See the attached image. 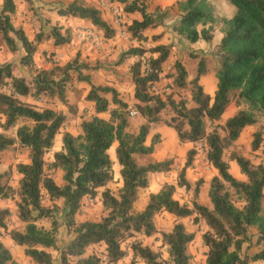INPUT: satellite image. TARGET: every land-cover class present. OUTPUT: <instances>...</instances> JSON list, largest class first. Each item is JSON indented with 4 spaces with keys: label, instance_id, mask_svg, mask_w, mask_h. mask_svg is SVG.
Wrapping results in <instances>:
<instances>
[{
    "label": "trees",
    "instance_id": "1",
    "mask_svg": "<svg viewBox=\"0 0 264 264\" xmlns=\"http://www.w3.org/2000/svg\"><path fill=\"white\" fill-rule=\"evenodd\" d=\"M27 8L35 12L33 0H22ZM121 4L122 10L135 17L126 25V32L137 41L145 40L144 30L163 24L169 7L147 10L144 0H113ZM234 8L230 17L215 16L208 0H177L176 19L170 29L188 43L198 40L209 42L212 25L220 23V38L213 54L217 60L216 82L211 94L203 91L199 82L205 72V60L196 58L194 75L186 79L183 65L175 60L172 70L165 73L171 85L178 89L188 86L186 97L174 92H158L154 89L161 77L162 65L168 57L169 47L156 43L144 48L130 46L118 54L116 63L130 57L128 65L133 85L134 108L144 119L136 132L126 131L129 106L111 85L93 84L82 70L93 69L86 62L79 61L77 54L62 65L52 63L48 67H34L33 55L42 41H50L53 47L70 42L69 29H62L48 18L35 15L39 21L32 39L23 29L14 26L11 16L15 11L13 0H1L0 37L9 51L19 47L21 54L18 64L29 71L27 77L15 76L10 62H0V151L15 142L26 149V161L18 162L15 171L19 174L16 185L8 183V173L0 172V200H15V215L23 223L22 230L6 229L10 214L7 207H0V230H7L9 238L18 246L32 264H102L115 263L130 250L127 264H190L187 245L193 233L186 230L181 222H175L169 231L157 230L153 218L165 211L175 219L191 217L195 223L202 220L205 229L200 240L205 248L204 264H264V142L262 131L255 130L250 140V150L259 151L260 160L252 162L234 151L227 159L223 151L230 146L245 126L254 124L258 117L264 119V0H227ZM53 4L55 14L64 18L82 20L101 32L105 39L114 36V28L102 17L94 5L82 0H70L59 5ZM51 8V7H50ZM160 33L152 34L156 41ZM149 51L148 56H144ZM87 84L84 96L92 105L93 113L79 123L75 135L64 130L60 136V148L51 151L49 161L44 156L53 145L55 135L64 125L65 116L49 106L36 107L33 102L50 99L71 109L66 100V91L73 79ZM232 103L237 110L224 119L221 130L214 124L226 107ZM168 111L169 117L161 119L159 114ZM107 113V118L97 113ZM162 122L171 127L179 143H204V158L215 169L207 185L206 196L210 207L197 202L196 196L202 183L197 179L192 184L190 206L179 203L174 197V184L164 183L150 192L144 206L133 210L139 189L146 188L148 173H167L173 158L137 163L134 156L153 152L158 142L154 133L145 143L150 123ZM207 123L214 124L209 128ZM14 129V136L2 131ZM116 142L114 157L118 165L121 186L113 195L106 187L112 179V160L107 149ZM263 142V143H262ZM194 148L185 152L182 166L177 172L175 186L189 190L191 183L185 177V170L192 164ZM233 161L243 180L236 179L229 172L228 161ZM61 172V184H57L49 172ZM101 189V190H100ZM100 190V191H99ZM100 192V203L105 211L98 219L76 221L81 201L92 199ZM53 204L45 206L43 198ZM60 201V205L54 202ZM239 201V207L233 201ZM59 206V207H58ZM63 213L65 232L69 241L61 248L56 245L59 221L54 211ZM47 220L48 227L38 225ZM247 228L255 231L257 251L250 256L242 253V244L248 240ZM159 234L160 245L166 258L134 238ZM132 238L124 247L122 244ZM102 245L101 253L89 250ZM50 250L57 252L54 260ZM0 264H17L9 250L0 241Z\"/></svg>",
    "mask_w": 264,
    "mask_h": 264
},
{
    "label": "rangeland",
    "instance_id": "2",
    "mask_svg": "<svg viewBox=\"0 0 264 264\" xmlns=\"http://www.w3.org/2000/svg\"><path fill=\"white\" fill-rule=\"evenodd\" d=\"M35 12L27 8L26 4L20 6L15 4V11L11 16V22L14 26H19L23 29L28 39H32L36 32L39 21L35 15H40L42 18H48L51 23H57L62 29H69L71 33L70 42L60 47H53L50 41H42L38 44L37 50L33 55L34 67H48L52 63L62 65L66 61L72 59L76 54L79 61L88 63L93 69L82 70L83 73L88 74L90 82L100 85H113L115 83L120 84L117 88L120 97L126 99L129 97V85H128V65L133 60L132 57L125 59L121 63H116L118 54L121 50L130 46L141 45L144 48L150 47L156 43L166 44L169 47V54L167 59L162 65L161 77L159 83L154 89L158 92H174L178 96L188 98V86L184 89H178L171 85L170 78H167L165 73H169L172 70V64L175 60H178L184 67L187 73V79H190L194 75L196 58L190 57V54H194L198 57H202L205 60V72L200 77V84L203 91L207 94H211L216 82L215 72L217 68V60L213 54L214 48L220 38V23L218 20L212 25V38L209 42L198 40L194 43H188L184 39L177 36L170 26L176 19L177 12L175 9V2L177 0H144L147 5L148 11H153L156 7H169L168 13L163 19V24L154 28H148L144 30L143 35L145 40L137 41L130 37L126 32V25L135 17L133 14L126 13L122 10L121 4L117 7L110 8L108 11L101 10L102 17L111 25L114 30V36L109 39H105L101 32L91 26L85 21H81L74 18H64L55 14L52 9L53 4L59 5L60 3L68 2L69 0H33ZM85 4L96 6V0H82ZM212 5L215 16L217 19L220 17H230L234 11L233 6L227 0H208ZM22 1H20L21 3ZM1 3V0H0ZM56 5V6H57ZM51 7V8H50ZM54 7V6H53ZM160 33V38L156 41L150 39L152 34ZM149 51H146L144 56L149 55ZM21 51L17 47L14 51H9L0 37V62H10L13 66V73L15 76L27 77L29 71L26 67H21L18 64V57ZM130 79V78H129ZM128 85V86H127ZM88 86L82 81H76L73 75V79L69 84L66 91V100L71 109L61 105L59 102L50 99H40L37 101H31L26 98L27 101L33 102L36 107L49 106L55 110L61 111L65 116L64 125L59 129L57 135H55L52 149L45 154V161H49L52 150H58L60 148V136L62 131L66 130L75 135L79 130V123L81 120L87 119L92 114V106L84 99ZM116 89V88H115ZM129 100V98H128ZM127 103V102H126ZM133 103H127L129 109L134 108ZM131 104V105H129ZM237 107L230 103L228 111L224 112L218 121L214 124L217 126V131L222 134L221 125L226 116H231ZM103 118H107V113H102ZM168 111H162L159 116L161 119H167L169 117ZM3 117L0 115V122ZM144 123V119L137 113L134 116L128 115V126L126 131L134 133L137 130L138 125ZM213 123H207L209 128H213ZM260 129L262 131V141L264 142V119L258 117L257 121L249 127L243 128L238 138L223 151V158L227 159L230 152L234 151L244 157L249 158L252 162H257L261 158L259 151L250 150V140L255 130ZM1 130V129H0ZM3 133L14 136V129L2 131ZM158 134V142L154 145L152 153L147 155L134 156L137 163H147L153 161H159L165 158H173V164L167 173H148L147 174V186L146 188L139 189L137 192V199L133 203V210H140L147 201L148 194L150 192L157 191L164 183L174 184L173 197L179 202L190 206V200L192 198V184L197 179H202V183L199 186L196 200L199 203L210 207L206 192L209 179L215 175V169L204 158V143L203 141L190 142L188 144L179 143L177 141L174 130L163 124L162 122L150 123L148 133L145 138V143L148 144L150 137L154 134ZM262 142V143H263ZM186 143V142H184ZM191 146V147H190ZM187 147L194 148L195 154L192 159V164L185 170V177L191 183L189 190L183 187L175 186L176 175L178 170L183 164L184 156ZM112 157L114 159L113 150H111ZM26 161V149L19 146L16 142L9 148L0 151V172L8 173V183L12 186L16 185V181L19 178V174L15 171V165L18 162ZM264 162V160H263ZM229 172L233 177L239 180H243L244 176L233 169V161H228ZM112 165V179L106 184V187L111 191L113 195L117 193L118 188L121 186L120 178H118L117 163L114 160ZM117 166V167H116ZM48 175L53 178L57 184H61V172L59 170L49 172ZM101 190V189H100ZM99 190V191H100ZM97 192L96 196L92 199L85 198L81 201V205L78 213L75 215L76 221L82 220H95L104 214V210L100 203V192ZM15 200L13 199H1L0 207H7L10 214L6 221V229L22 230L23 223L20 222L15 213ZM234 205L239 207L241 203L239 201H233ZM56 205H60V201L54 202ZM42 204L50 206L52 201L47 200L45 197L42 200ZM59 207V206H58ZM262 215L264 216V197L261 203ZM54 216L59 221L58 232L56 235V245L58 248L63 247L70 239V235L65 232V226L63 225V213L58 208L54 211ZM154 225L157 230L169 231L175 222H181L185 225L186 230L193 233L192 240L187 245V253L190 257V264H204V252L205 248L201 243L200 235L205 229V225L202 220H198L195 223L191 217H185L181 219H175L169 213L162 211L156 214L153 218ZM38 225L48 227L47 220H39L36 222ZM248 240L242 244V253L250 256L258 249V245L255 244V231L252 228H247ZM134 238L139 240L142 244L149 246L153 250L161 252V256L166 258L164 247L160 245L159 234H153L151 236H144L140 233L134 234ZM132 238L127 239L122 246L124 247ZM0 241L9 250L11 257L17 264H32L30 260L22 253V246L15 244L8 236L7 230H0ZM103 246L95 245L89 250H94L98 254L101 253ZM50 254L54 260L57 259V252L50 250ZM130 259V250L127 249L126 255L123 256L115 263L102 264H127ZM136 264H143L140 260H136ZM249 264H258L257 262H251Z\"/></svg>",
    "mask_w": 264,
    "mask_h": 264
},
{
    "label": "crops",
    "instance_id": "3",
    "mask_svg": "<svg viewBox=\"0 0 264 264\" xmlns=\"http://www.w3.org/2000/svg\"><path fill=\"white\" fill-rule=\"evenodd\" d=\"M14 1V4H16V0H13ZM20 1H22V0H17V3L20 5V6H24L25 5V3L22 1L21 3H20ZM70 1V0H69ZM16 8V7H15ZM82 21V20H81ZM127 75V77H128V85H129V100H128V98H126V99H124V98H122V97H120V95L118 94V96L124 101V102H127V103H133V102H135V100L133 99V97H132V93H133V85H132V83H131V81H130V79H129V76H128V74H126ZM187 79V78H186ZM120 86V84H118V83H115V84H113V85H111V86H113L114 88H116V91L117 92H119V90L117 89V88H119V87H117V86ZM127 85V86H128ZM89 104H91L90 102H89ZM129 105H131V104H129ZM92 106V105H91ZM230 107V104L226 107V109H225V111L224 112H226V110L228 111V108ZM223 112V113H224ZM92 113H93V111H92ZM97 116H100V117H104L103 115H102V113H97L96 114ZM227 117H229V116H226L224 119H226ZM139 125H140V123H139ZM138 125V126H139ZM251 126V125H250ZM245 127H249V126H245ZM244 127V128H245ZM79 132V130L76 132V133H78ZM188 143H190V142H186V143H183V144H188ZM115 144H116V142H113L111 145H110V147L107 149V153H108V155H109V158L112 160V165L113 166H115L114 165V160H115V157H114V159H113V157H112V153H111V150H113V153H114V147H115ZM191 147V146H190ZM190 147H187V148H190ZM233 169H236L237 170V167H236V165H235V163L233 162ZM117 167V166H116ZM117 171H118V167H117ZM118 178H119V176H118ZM55 264H57V263H55Z\"/></svg>",
    "mask_w": 264,
    "mask_h": 264
},
{
    "label": "built area",
    "instance_id": "4",
    "mask_svg": "<svg viewBox=\"0 0 264 264\" xmlns=\"http://www.w3.org/2000/svg\"><path fill=\"white\" fill-rule=\"evenodd\" d=\"M116 5H118V3L114 2L113 0H96V7L99 10L108 11L110 8L115 9V7H117ZM135 114H137L136 110L129 109L128 111L129 116H134Z\"/></svg>",
    "mask_w": 264,
    "mask_h": 264
}]
</instances>
